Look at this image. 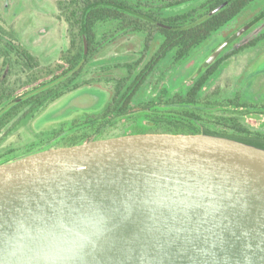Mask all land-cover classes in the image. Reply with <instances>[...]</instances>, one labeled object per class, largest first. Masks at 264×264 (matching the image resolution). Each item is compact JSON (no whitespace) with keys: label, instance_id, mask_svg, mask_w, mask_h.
<instances>
[{"label":"water","instance_id":"water-1","mask_svg":"<svg viewBox=\"0 0 264 264\" xmlns=\"http://www.w3.org/2000/svg\"><path fill=\"white\" fill-rule=\"evenodd\" d=\"M0 264H264V151L143 134L1 164Z\"/></svg>","mask_w":264,"mask_h":264},{"label":"trees","instance_id":"trees-1","mask_svg":"<svg viewBox=\"0 0 264 264\" xmlns=\"http://www.w3.org/2000/svg\"><path fill=\"white\" fill-rule=\"evenodd\" d=\"M51 1L57 10L56 19L66 26L68 45L47 66L25 49L15 30L0 17V62L10 76L25 75L16 85L6 80L0 83V111L15 99L72 74L0 115V133L10 123L13 128L23 119L34 118L49 104L79 89L84 70L94 65L100 51L119 37L141 36L139 56L128 63L112 65L123 68L124 74L111 79V97L102 109L83 112L78 118L60 123L27 149L5 150L0 154V165L39 152L143 134L207 135L264 151V131L245 123L246 117L264 116V109L255 112L256 106L242 101L238 94L222 102L204 94L222 62L260 44L264 34L231 50L207 68L202 67L184 90L171 92L161 85L169 72L187 63L214 34L236 20L256 0ZM193 3L197 5L184 12L164 14L172 7ZM263 20L264 12L252 19L245 30ZM154 44L156 47L150 52ZM146 91L147 97L140 95Z\"/></svg>","mask_w":264,"mask_h":264},{"label":"rangeland","instance_id":"rangeland-1","mask_svg":"<svg viewBox=\"0 0 264 264\" xmlns=\"http://www.w3.org/2000/svg\"><path fill=\"white\" fill-rule=\"evenodd\" d=\"M196 5L197 3H193L172 7L164 14H178ZM263 8L264 0H256L236 20L214 34L187 63L169 72L161 85L171 92L184 90L199 74L208 55L224 39L242 29L236 35L238 40L234 44L235 47L263 33L264 21L245 30V26L253 19V16ZM56 15L57 10L51 0H0L1 19L15 30L19 42L30 54L37 57L43 66L53 63L68 45L66 26L56 19ZM142 40L139 35L128 34L107 45L95 57V64L84 70L80 79L87 82L86 86L49 104L33 119L22 120L13 128L10 123L0 133V154L9 148L27 149L40 139H44L48 130L56 128L60 123L78 118L85 111L101 109L111 97V79L124 74L123 68H113L112 65H121L135 60L139 56ZM155 47V44L152 45L150 52H153ZM222 66L207 84L204 90L206 96H215L221 102L231 99L234 94L242 95L243 99L255 104L264 100V76H262L264 74V44L255 50H245L229 58ZM6 71V68L1 67L0 62V82L6 80L9 84L16 85L18 79L21 81L24 79L20 77L21 75L7 76ZM140 95L147 97L148 91ZM262 103L264 104V101ZM245 123L253 129L264 131L263 115L246 117Z\"/></svg>","mask_w":264,"mask_h":264},{"label":"flooded vegetation","instance_id":"flooded-vegetation-1","mask_svg":"<svg viewBox=\"0 0 264 264\" xmlns=\"http://www.w3.org/2000/svg\"><path fill=\"white\" fill-rule=\"evenodd\" d=\"M264 12V8L261 10V11H258L254 16H253V19L255 18V17H257L259 14H261V13H263ZM264 21V20H263ZM242 30H240V31H237V32H234L233 33V35H231L230 37H228V38H226V39H224L223 41H222V43L217 47V48H215L208 56L210 57L213 53H215L216 52V50L221 46V45H223L224 43H226V42H228L229 41V39H231L233 36H235L234 37V39L235 40H233L231 43H227V45L226 46H224V48H223V50L219 53V54H217L216 55V57L213 59V62L210 64V65H212L213 63H215L219 58H223V57H225L226 55H228L229 53H231V50H233V49H236V48H239L241 45H237V46H235L234 47V44L236 43V41L238 40L237 38H236V35L238 34V33H240ZM261 34H264V32L263 33H261ZM258 36V35H257ZM256 36V37H257ZM261 36V35H260ZM246 44V43H245ZM261 44H264V40H262V42H260V44H258V45H256L255 47H250V48H247V49H245V50H249V51H252V50H255V49H257V48H259V46H261ZM245 50H243V51H241V52H239V53H243ZM238 53V54H239ZM237 54V55H238ZM235 56V55H234ZM208 57V58H209ZM233 57V56H232ZM207 58V59H208ZM207 61V60H206ZM227 61V60H226ZM226 61H223L222 62V65H224L225 63H226ZM205 64V63H204ZM203 64V65H204ZM209 65V66H210ZM1 67L3 68V65H2V63H1ZM203 67V66H202ZM223 66H221L220 67V69L222 68ZM204 68V67H203ZM207 68V67H206ZM202 69V68H201ZM219 69V70H220ZM6 75L8 76L9 75V73H8V70L6 71ZM19 75H21L20 77H22V78H24V73H20ZM18 75V76H19ZM16 76V75H15ZM262 76H264V74L262 75ZM7 78V77H6ZM2 82V81H1ZM0 82V83H1ZM6 82V81H5ZM3 83V82H2ZM87 85V82L86 81H82V84H81V87L79 88V89H77V90H80L81 88H83V86H86ZM76 90V91H77ZM76 91H74V92H72V93H75ZM67 95V94H66ZM234 95H236V94H234ZM234 95L232 96V98L234 97ZM238 97L242 100V101H244V102H248L247 100H245V99H243L244 97L242 96V95H239L238 94ZM110 99V98H109ZM59 100V99H58ZM57 101V100H56ZM109 101V100H108ZM107 101V102H108ZM264 101V100H263ZM263 101H260L259 103H257V104H255V103H252V102H249V103H251L252 105H254V106H256V108H255V112H262V110L264 109V104L262 103ZM106 102V103H107ZM105 103V104H106ZM105 104H104V106H105ZM103 106V107H104ZM102 107V108H103ZM101 108V109H102ZM100 110V109H99ZM27 111H29V109L27 110ZM88 111H91V112H95V110H88ZM88 111H85V112H88ZM96 111H98V110H96ZM29 118V117H28ZM27 119V118H26ZM26 119H23V121H25ZM30 119H33V118H31L30 117Z\"/></svg>","mask_w":264,"mask_h":264}]
</instances>
